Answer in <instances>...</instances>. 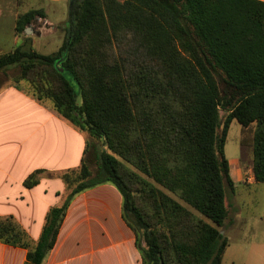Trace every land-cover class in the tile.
I'll return each mask as SVG.
<instances>
[{"label": "trees", "instance_id": "trees-1", "mask_svg": "<svg viewBox=\"0 0 264 264\" xmlns=\"http://www.w3.org/2000/svg\"><path fill=\"white\" fill-rule=\"evenodd\" d=\"M37 17L45 18L34 9L19 16L16 33ZM67 23L57 53L20 45L0 54V73L98 143L87 142L78 169L24 181L30 189L42 175L59 178L66 197L37 242L13 217L0 218V243L42 264L74 198L111 185L143 264H221L233 120L255 124L253 173L264 183V2L70 0Z\"/></svg>", "mask_w": 264, "mask_h": 264}, {"label": "crops", "instance_id": "crops-1", "mask_svg": "<svg viewBox=\"0 0 264 264\" xmlns=\"http://www.w3.org/2000/svg\"><path fill=\"white\" fill-rule=\"evenodd\" d=\"M9 1L42 8L62 2L0 0V53L20 44L15 28L11 31L1 21V4ZM251 126V145L243 139L240 158L233 167L228 160L234 190L229 189L226 199L228 216L221 233L229 243L221 264H264V205L257 212L250 199L261 196L264 204V189H258L264 183H257L253 173L255 124ZM87 142L86 132L74 128L49 105L11 83L0 85V218L13 217L37 242L50 209L64 202L66 186L61 179L46 175L30 189L24 187V181L38 170L61 173L78 169ZM122 203L121 194L111 185L76 196L56 244L42 264H143L135 233L122 217ZM26 256L27 250L0 243V264H25Z\"/></svg>", "mask_w": 264, "mask_h": 264}, {"label": "rangeland", "instance_id": "rangeland-1", "mask_svg": "<svg viewBox=\"0 0 264 264\" xmlns=\"http://www.w3.org/2000/svg\"><path fill=\"white\" fill-rule=\"evenodd\" d=\"M43 10L40 11L41 13H44L48 17V21L46 19L37 17L31 25H29L27 28H30L29 35H18L19 40L18 43L19 46L25 44L27 47H32L35 51H37L40 54L43 55H50L53 53H57L61 46L63 45L66 37V28L68 26V14L70 10V0H62L61 3L57 4H47L44 6V8L40 7L39 5L31 6L29 3H17V2H2L1 4V10H2V16L1 21L2 23H6L5 25L11 30L14 31L16 22L19 18V16L26 14L30 10ZM18 47V46H17ZM16 47H12V49L9 51H13ZM8 53V52H4ZM0 53V54H4ZM11 75H15L14 72L11 73ZM0 85L5 86L8 85L11 82L5 81L4 77L0 74ZM22 89L24 92H27V86L26 84H22ZM45 104L49 105L51 108V103L46 102ZM222 121H224L226 117V113L221 112ZM253 126L249 128V130L246 132L244 128L236 121L233 120L230 129L228 132V138L226 141V157L231 162V166H234V160L240 158L241 154V144L243 139L247 142V144L251 145V139H252V132ZM88 142L95 145L98 143V140L91 137L88 133ZM245 136V137H244ZM253 143V142H252ZM244 144H246L244 142ZM250 154V153H249ZM250 158V156H249ZM251 159V158H250ZM250 159L248 161H250ZM236 162V161H235ZM125 165L129 166L125 163ZM92 170L94 171L95 166L91 165ZM258 189H264V185L258 186ZM256 188V187H253ZM227 198L230 197L229 189H227ZM170 196H173L170 194ZM176 198L175 196H173ZM177 199V198H176ZM253 200V203L251 204L252 208L256 210L257 212H260L263 207V200L261 199V196H255L250 198ZM194 211V210H193ZM194 213L203 218L199 213L194 211ZM205 219V218H203ZM208 223L211 224V222L207 219H205Z\"/></svg>", "mask_w": 264, "mask_h": 264}, {"label": "water", "instance_id": "water-1", "mask_svg": "<svg viewBox=\"0 0 264 264\" xmlns=\"http://www.w3.org/2000/svg\"><path fill=\"white\" fill-rule=\"evenodd\" d=\"M30 30H31L30 28H26L25 31H24V34H25V35H29ZM59 63H60V62H58V63L56 64V67L59 65ZM60 72L63 73V72H64V69H60Z\"/></svg>", "mask_w": 264, "mask_h": 264}]
</instances>
